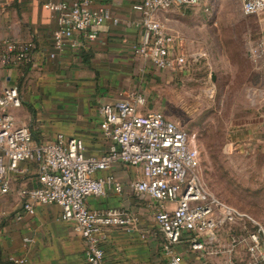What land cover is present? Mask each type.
<instances>
[{
  "label": "crops",
  "instance_id": "obj_1",
  "mask_svg": "<svg viewBox=\"0 0 264 264\" xmlns=\"http://www.w3.org/2000/svg\"><path fill=\"white\" fill-rule=\"evenodd\" d=\"M73 1L78 0H0V38L30 45L26 61L0 68V91L9 86L18 89L21 106L9 113L17 126L30 130L35 144L52 142L62 135L81 140L86 155L98 156L110 144L101 135L98 108L133 94L145 99L143 112L154 111L157 105L148 102L154 99L152 90L175 71L157 70L132 51L143 38L137 26L140 15L132 6L142 0H92L94 7L107 10L111 16L98 29L97 39L89 42L75 34V46L65 47L50 58L56 23L44 5ZM228 14L252 22L257 36L252 53L256 50L264 56V13L244 16L238 0H202L196 8L173 9L160 14L159 19L173 35L171 26L181 24L179 18H187L183 24L188 30L206 32L215 30L220 18ZM185 45L183 42L184 53ZM259 121L248 124L240 139L264 142V110ZM103 174L113 175L122 190L88 198L87 209L95 213L116 210L132 220L128 227L103 230L104 263L168 264L163 252L166 240L155 216L162 209L172 211L176 204H161L134 192L130 185L140 177L138 169L118 164ZM21 185L36 186L31 168L13 181L8 194L0 196V264H14L10 258L22 259L23 264H84L85 242L74 232L73 223L62 221L61 209L53 204L35 206L32 215L22 213L17 193ZM17 215L22 216L20 221L15 220ZM190 238L183 234L172 246L181 256V264L222 263L223 259L212 257V246L193 250Z\"/></svg>",
  "mask_w": 264,
  "mask_h": 264
},
{
  "label": "built area",
  "instance_id": "obj_2",
  "mask_svg": "<svg viewBox=\"0 0 264 264\" xmlns=\"http://www.w3.org/2000/svg\"><path fill=\"white\" fill-rule=\"evenodd\" d=\"M244 16L264 13V0H238ZM202 0H142L132 6L140 15L137 26L143 38L132 51L147 59L157 70L179 71L186 64L183 40L169 34L159 16L173 9H193ZM56 23L52 35L53 54L75 46V34L93 42L98 29L111 19L110 13L94 7L92 0L46 4ZM30 45L0 38V68L18 66L27 60ZM141 95H130L111 104H102L97 112L99 129L110 142L101 155H86L83 142L58 135L55 141L37 145L26 126H17L10 110L21 106L14 86L0 91V196L10 192L14 180L33 171L36 186L21 185L18 196L22 213L32 215L35 206L56 205L61 220L73 223V230L85 242L84 264H105L101 241L103 230L128 227L132 220L123 212L89 211L88 198H101L108 190L120 193L121 185L111 174L103 173L122 164L140 171L131 183L138 194L161 204L175 203L172 211L160 210L155 220L164 234L163 252L168 264H181L182 258L172 246L183 234L193 250L217 246L220 230L236 222L244 224L243 237L231 238V252L236 245H246L245 264H264V227L250 216L231 208L212 196L199 176V152L194 134L179 128L159 111L143 112ZM21 215L15 217L16 221ZM249 227V229H248ZM218 252H215V254ZM14 264L22 259L10 258ZM221 264H232L226 261Z\"/></svg>",
  "mask_w": 264,
  "mask_h": 264
},
{
  "label": "rangeland",
  "instance_id": "obj_3",
  "mask_svg": "<svg viewBox=\"0 0 264 264\" xmlns=\"http://www.w3.org/2000/svg\"><path fill=\"white\" fill-rule=\"evenodd\" d=\"M233 15L223 16L215 30L206 32L188 30L183 24L187 18H176L181 24L172 25L171 33L187 41L186 64L158 82L148 102L194 134L199 176L207 191L264 227V142L239 137L263 114L264 56L252 53L257 41L252 22ZM243 231L241 222L224 226L217 243L221 247L212 246V257L245 264L246 245L225 252L231 238L243 237Z\"/></svg>",
  "mask_w": 264,
  "mask_h": 264
},
{
  "label": "trees",
  "instance_id": "obj_4",
  "mask_svg": "<svg viewBox=\"0 0 264 264\" xmlns=\"http://www.w3.org/2000/svg\"><path fill=\"white\" fill-rule=\"evenodd\" d=\"M186 131V130H185ZM188 132V131H187ZM189 133V132H188Z\"/></svg>",
  "mask_w": 264,
  "mask_h": 264
}]
</instances>
